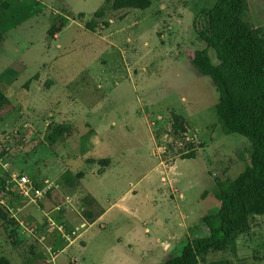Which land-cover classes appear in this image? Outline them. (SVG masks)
Returning a JSON list of instances; mask_svg holds the SVG:
<instances>
[{"label": "rangeland", "instance_id": "rangeland-1", "mask_svg": "<svg viewBox=\"0 0 264 264\" xmlns=\"http://www.w3.org/2000/svg\"><path fill=\"white\" fill-rule=\"evenodd\" d=\"M4 1L0 89L11 109L0 114V256L13 264H163L201 236V218L218 210L215 182L234 179L250 162L249 141L222 133L217 89L190 63L206 47L199 33L208 30L206 10L216 0L108 8L93 31L85 24L106 0ZM247 3L250 22L264 35V0ZM208 54L216 63L214 51ZM173 113L184 119V132L172 131ZM59 121L72 133L52 144L48 132ZM191 151L193 158L181 159ZM59 168L83 172L76 198L94 196L101 218L80 221L73 199L76 222L61 224L63 234L48 218L63 215L68 194L54 190L47 208L44 200H24V213L7 210L14 209L7 184L21 198L11 173L42 187ZM251 223L234 253L208 254L200 264H264V216Z\"/></svg>", "mask_w": 264, "mask_h": 264}, {"label": "trees", "instance_id": "trees-1", "mask_svg": "<svg viewBox=\"0 0 264 264\" xmlns=\"http://www.w3.org/2000/svg\"><path fill=\"white\" fill-rule=\"evenodd\" d=\"M150 5V0H106L85 27L93 31L108 8L127 12L145 10ZM0 7L7 9L8 4L0 0ZM206 15L208 30L199 33L206 47L195 51L190 63L199 75L209 77L217 89L215 111L222 133L238 134L249 141L250 162L234 179L215 182L218 210L201 218V236L187 240L163 264H200L208 254L228 250L234 253L237 239L250 233L252 218L264 216V35L249 20L247 0H216ZM63 25L54 24L49 35L55 36ZM2 41L0 30V45ZM209 49L214 51L216 63L209 57ZM10 109V101L0 89V114ZM171 121L175 134L184 132L185 121L181 116L173 113ZM71 130L66 124L55 125L50 128L47 139L56 143L68 137ZM194 156L191 151L182 154L181 159ZM87 163L95 161L87 160ZM100 163L107 166L108 160H98L97 164ZM83 176V172L64 171L60 181L75 190ZM80 204L81 218L90 223L103 213L88 194ZM0 218H5L2 212ZM0 264L13 263L0 256Z\"/></svg>", "mask_w": 264, "mask_h": 264}, {"label": "crops", "instance_id": "crops-1", "mask_svg": "<svg viewBox=\"0 0 264 264\" xmlns=\"http://www.w3.org/2000/svg\"><path fill=\"white\" fill-rule=\"evenodd\" d=\"M57 36V34L54 36V37H56ZM58 123H62V121H59ZM0 166L1 167H4L5 165H3L1 162H0ZM64 171H70V170H68V169H63V168H59L58 169V171H57V173L55 174V177H54V179L52 180V184H53V188H52V190H54V192H55V194H57L58 192L60 193H65V194H68V195H66V197L65 198H70V199H72L71 201H73L74 202V200L75 201H78V202H80V200L85 196V195H90V196H92L90 193H87V194H84V195H82L81 197H79V198H76V194H75V190L74 189H70V188H68L67 186H65V184H63L61 181H60V176L64 173ZM70 172H72V171H70ZM14 173V172H13ZM13 173H11V175L13 174ZM72 173H74V172H72ZM44 179V178H43ZM49 179V178H48ZM48 179L46 178V179H44V181L46 182V181H48ZM50 180V179H49ZM59 180V181H58ZM53 181H56V182H58L57 183V185H55L54 183H53ZM49 182V181H48ZM6 184H7V182H6ZM35 186V185H34ZM36 187V186H35ZM39 188V187H38ZM5 189H6V200L9 202H11V204L13 205V207H14V209L11 211L10 210V207L8 206L7 207V210L9 211V212H11L13 215H16V214H22V213H24L25 212V208H26V205H24V200L22 199V198H20L19 196H17V194H14V193H16V192H14V191H12V188H10V186H9V184H7L6 185V187H5ZM73 197V198H72ZM94 199H95V197L94 196H92ZM74 199V200H73ZM44 200V203H43V205H44V208H47V206L49 205V203H46L47 202V200L45 199V198H43L41 201H43ZM41 201H39V202H41ZM49 201V200H48ZM95 201H96V199H95ZM8 202H7V204H8ZM97 202V201H96ZM29 204H33V203H29ZM37 204H38V202L37 203H35V204H33V205H35V206H37ZM63 204H64V207L65 206H67L66 208H65V211L63 212V215H62V212H60L59 214H57L58 216H55L54 214H50V216H52L53 218L55 217V222L57 223V225H61V224H65V223H69V224H71V225H73L74 226V223L76 222V220L75 219H73V218H75L74 217V215H73V211H74V208H73V205L72 204H68V203H66V201H63ZM57 207H59V206H56L55 207V209L57 208ZM12 208V207H11ZM60 208V207H59ZM38 209V208H37ZM40 209V208H39ZM82 206L80 207V212L82 211ZM40 212H43L44 210H39ZM49 212H51V211H49ZM79 212V211H78ZM51 213H54V212H51ZM103 214H104V212L98 217V218H101L102 216H103ZM43 215H47V213L46 212H43ZM49 217V216H48ZM79 218V220L80 221H82L83 219L81 218V216L80 217H78ZM97 218V219H98ZM43 219H45L44 217H43ZM85 225V223L84 222H81V224H80V226H84ZM75 229H77V227H74ZM177 236L174 234V235H171V239L172 240H175V238H176ZM62 237H56V239L54 240V243L55 244H57V245H59V246H63L62 245ZM51 243H53V242H51ZM54 245V244H53ZM43 248H44V250H46V251H49L50 250V247H45V246H42ZM52 248V247H51Z\"/></svg>", "mask_w": 264, "mask_h": 264}, {"label": "built area", "instance_id": "built-area-1", "mask_svg": "<svg viewBox=\"0 0 264 264\" xmlns=\"http://www.w3.org/2000/svg\"><path fill=\"white\" fill-rule=\"evenodd\" d=\"M0 149H1V146H0ZM11 177H12V182L17 187L21 198L27 201L28 203L35 204L41 201L43 198H45L46 194L50 192L52 188L54 187L51 182L46 181L44 186H42L41 188H37L33 185L30 178L24 174L13 173ZM65 199H66V203L69 204L71 202L70 198L67 197ZM56 211H60V208L57 207ZM48 220L50 221V225L52 226L55 225L54 220H52L51 218H48ZM56 227L58 231L64 234V232L62 231V225L56 224Z\"/></svg>", "mask_w": 264, "mask_h": 264}]
</instances>
